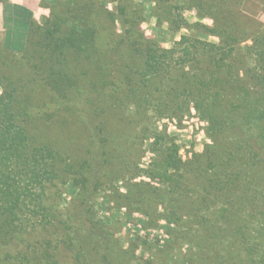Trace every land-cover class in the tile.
<instances>
[{"label":"trees","instance_id":"trees-1","mask_svg":"<svg viewBox=\"0 0 264 264\" xmlns=\"http://www.w3.org/2000/svg\"><path fill=\"white\" fill-rule=\"evenodd\" d=\"M93 1L79 0L53 17L51 30L39 34L41 52L18 58L0 50L1 75L21 90L12 105L0 96V264H163L161 241L147 242L145 233L143 252L149 245L162 250L138 258L139 241L123 247L117 223L96 217L105 189L130 225L139 224L137 232L158 220L179 226L184 216L194 224L179 233L192 238L187 264H264V33L253 45L255 70L233 57L229 41L178 53L150 45L133 51L123 45L136 28L125 27L127 19H116L103 0ZM133 68L141 78L158 68L163 79L172 76L175 86L158 97L180 114L189 110L181 98H191L211 142L183 165L177 146L156 135L166 146L146 174L157 187L126 179L135 169L125 168L118 125L124 127ZM21 171L27 176L17 180ZM66 185L72 196L62 209ZM137 212L147 221L136 223Z\"/></svg>","mask_w":264,"mask_h":264},{"label":"rangeland","instance_id":"rangeland-1","mask_svg":"<svg viewBox=\"0 0 264 264\" xmlns=\"http://www.w3.org/2000/svg\"><path fill=\"white\" fill-rule=\"evenodd\" d=\"M7 2L8 0H0V50L15 53L18 58L26 52H41L43 49L39 40L43 39V33L39 36L40 32L51 30L54 24L53 17L60 18L66 8L79 4V0H41L38 9L29 17L25 18L24 14H19L9 20L5 15L8 11L5 6ZM261 2L264 3V0H222V2L218 0H103L102 5L109 12L117 15L116 19L119 18L120 21L127 19L125 27L136 28L134 35L124 43V48L130 46L134 51V48H140L141 45L143 47L150 45L162 53L161 51L185 49L190 44L200 47L206 44L226 46L229 41V45L234 48L233 57L241 60L245 68L255 70L253 45L256 39L262 38L264 33V6ZM122 11L124 15L121 14ZM28 20H30L28 23L31 24V31L27 30ZM121 27L117 20L116 33L122 32ZM229 31L233 32V35ZM176 52L178 53V50ZM195 56L199 58V55L195 54ZM195 56L192 55L189 59ZM133 71L135 72V68ZM161 71L158 68L155 75L149 73L142 78L139 72H135V84L129 89L133 94L129 91L127 97L129 101L121 111L124 127H121V123L118 125L120 129H123L121 138L123 137L122 141H125L124 155L128 161L125 168L135 169L131 174H127L126 179L131 176L132 182L150 183L155 187L158 184L154 182L157 181L149 179L146 173L156 152L160 148L163 149L166 146L165 143L177 146L178 158L183 165H188L199 158L204 153L205 146L211 143L206 134V123L199 119L193 103L190 102L191 98H181L183 104L189 102L187 104L189 110H185L183 114H180L175 104L164 105L161 102L157 91H167L168 88L175 86L172 76H166V79H163ZM17 85L6 82L0 73V96L6 98L8 105H12L11 101L21 95ZM192 98H196L195 94ZM158 109L162 110L158 111ZM145 132L146 136H144ZM156 135L165 136L166 142L159 143L155 139ZM26 176L25 171L17 172V180L25 179ZM125 185L122 180L116 183L121 192H124ZM108 195L110 191L105 189L97 196L96 217L117 223L116 237L119 238L123 247L132 240L139 241L140 246L135 256L143 258L145 255L148 258L156 247L149 245V248L145 247L143 252L141 242L145 233H149L147 242L158 246L155 242L158 239L161 241L160 247L166 249L163 264H187L194 250L192 238H185L179 233L190 232L194 229V224L187 221L185 216L179 226L158 220L155 228L146 232H137L135 226L139 224L131 226L126 210L117 208ZM71 196L70 186L62 187L60 195L62 209L68 207ZM147 219L148 217L141 218L138 212L135 213L136 223H143ZM165 232L169 233L167 239Z\"/></svg>","mask_w":264,"mask_h":264},{"label":"crops","instance_id":"crops-1","mask_svg":"<svg viewBox=\"0 0 264 264\" xmlns=\"http://www.w3.org/2000/svg\"><path fill=\"white\" fill-rule=\"evenodd\" d=\"M41 0H8L6 3L7 13L6 18L11 20V17H15L17 14H24L25 18L33 14L38 9ZM4 15V14H2Z\"/></svg>","mask_w":264,"mask_h":264}]
</instances>
